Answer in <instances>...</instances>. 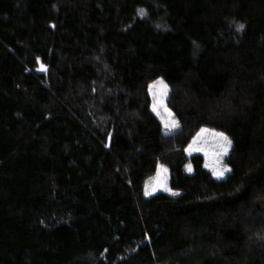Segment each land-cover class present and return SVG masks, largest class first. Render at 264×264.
I'll return each mask as SVG.
<instances>
[{
    "label": "trees",
    "instance_id": "16d2710c",
    "mask_svg": "<svg viewBox=\"0 0 264 264\" xmlns=\"http://www.w3.org/2000/svg\"><path fill=\"white\" fill-rule=\"evenodd\" d=\"M30 3L0 0V264H264V0Z\"/></svg>",
    "mask_w": 264,
    "mask_h": 264
},
{
    "label": "snow or ice",
    "instance_id": "6c2138e0",
    "mask_svg": "<svg viewBox=\"0 0 264 264\" xmlns=\"http://www.w3.org/2000/svg\"><path fill=\"white\" fill-rule=\"evenodd\" d=\"M140 15H144L143 10H140ZM243 25H239V29H243ZM159 89L158 94L156 92H153L154 96V102L152 105V110L160 116L161 113L159 111L160 108H163V111L167 113V119H165L164 116H161V120L164 124L165 129L171 130L174 128L179 127L178 121H176L173 118V114L171 111L167 108L164 98L167 96V86L163 83V81H157L156 84L150 86V92H152L153 89ZM206 137L211 138L212 140L216 141V144L214 147L219 148L220 150L217 152H213L209 154L207 151H205V156L209 157L210 162L205 163V167L211 168L213 171V175H215L217 178H221L224 176L226 172L231 171L227 167H217L216 165L221 163V158L225 155H227L229 148L231 147V141L228 139L227 136H225L223 133H217L214 131H209L208 129L202 128L199 133H197L196 137L193 139L192 143L188 146L186 151L191 154L192 152H200L204 151L203 147H197L198 143L200 141H204L206 144L208 140ZM212 157H215V159H212ZM187 171L191 172V164L187 166ZM167 169L164 168L163 166H160L157 172V176L155 178V181L159 183L161 186H163V182L160 180V177L163 173H166ZM152 188L154 190V185L152 181L150 180L148 183L145 185V195H151L152 191L149 189ZM165 190H168L165 188ZM173 195H176V193H173Z\"/></svg>",
    "mask_w": 264,
    "mask_h": 264
},
{
    "label": "rangeland",
    "instance_id": "374dc122",
    "mask_svg": "<svg viewBox=\"0 0 264 264\" xmlns=\"http://www.w3.org/2000/svg\"><path fill=\"white\" fill-rule=\"evenodd\" d=\"M51 2H52V0H31V3H30V4H31V11H32L33 16H35V17H39V16L42 14L43 9H44L47 5H49ZM157 81H162V80L159 79V80H157ZM157 81L153 82V84H151V85L156 84ZM163 83H164V82H163ZM164 84H165V83H164ZM151 85H150V86H151ZM165 85H166V84H165ZM150 86H149L148 90L150 89ZM166 86H167V85H166ZM153 92H156V93L158 94L159 89H158V88L153 89L152 92H150V90H149V93H150L149 95H150V98H151V101H152V105H153V102H154ZM168 94H169V89H168V87H167V96L164 98V101H165L166 106H167V101H166V100H167V98H168ZM152 105H151V111L154 113V115H156V117L158 118L159 122L162 124L163 132H164V133H171V132L175 131L177 128H174V129H171V130L165 129L164 124H163V122H162V120H161V116H164L165 119H167V113H165V112L163 111V108H160V109H159L161 115L158 116V115L152 110ZM167 108H168V107H167ZM171 113H172V112H171ZM173 118H174V116H173ZM209 131L211 132V131H214V130H211V129H210ZM199 132H200V131H199ZM214 132H217V131H214ZM217 133H219V132H217ZM224 135H225V134H224ZM225 136H226V135H225ZM194 138H195V137H194ZM194 138H193V139H194ZM193 139L190 141V144L192 143ZM206 139L208 140V142H207L206 144H205L204 141L202 140V141H200V142L198 143V145H197V147H203V148H204V151H200V152H192V153L203 154L204 157H205V163H206V162H210L209 157H208V156H205V151H207L209 154H211V153H213V152H217V151L220 150L219 148L214 147V145L216 144V141H214V140H212L211 138H208V137H206ZM190 144H189V145H190ZM187 148H188V147H187ZM187 148H186V149H187ZM230 148H231V147H230ZM230 148H229V150H228L227 155L230 153V152H229V151H230ZM186 149H185V153L189 156L190 154L186 151ZM192 153H191V154H192ZM227 155H225V156H223V157L221 158V163L218 164V165H216L217 167H220V168L227 167V168L230 169L228 163L225 162V157H226ZM212 159H215V157H212ZM205 163H204V164H205ZM157 166H158V167H157V171H156L155 175H154L151 179H149V180L147 181V183H148V182L151 180L152 183H153V185H154V190H153L152 188L149 189L150 191H152V194H151V195L157 194L159 191H161V192H165V193H167V194H169V193L172 194V193H171V189L168 188V183H169L168 170H167L166 173H163V174L161 175V177H160V180L163 182V186H161L159 183H157V182L155 181V178H156V176H157L158 169H159L160 166H162V165H161V164H158ZM163 167H164V166H163ZM164 168H165V167H164ZM206 169L209 170L210 173L213 175V171H212L211 168H207V167H206ZM229 172H230V171H229ZM229 172H226V173L224 174V176L221 177V178H217L215 175H213V176H214V178L217 179V180H223V178H225V177L228 175ZM165 188H167L168 190H165ZM144 189H145V188H144ZM145 190H146V189H145ZM144 194H145V192H144ZM151 195H145V197H148V196H151Z\"/></svg>",
    "mask_w": 264,
    "mask_h": 264
}]
</instances>
